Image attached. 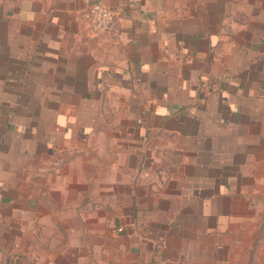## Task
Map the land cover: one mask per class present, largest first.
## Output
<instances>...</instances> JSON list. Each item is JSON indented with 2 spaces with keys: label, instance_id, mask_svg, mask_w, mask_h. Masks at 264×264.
Listing matches in <instances>:
<instances>
[{
  "label": "crops",
  "instance_id": "crops-1",
  "mask_svg": "<svg viewBox=\"0 0 264 264\" xmlns=\"http://www.w3.org/2000/svg\"><path fill=\"white\" fill-rule=\"evenodd\" d=\"M89 166L135 252L240 233L264 202V0H0V228L88 201Z\"/></svg>",
  "mask_w": 264,
  "mask_h": 264
},
{
  "label": "rangeland",
  "instance_id": "rangeland-1",
  "mask_svg": "<svg viewBox=\"0 0 264 264\" xmlns=\"http://www.w3.org/2000/svg\"><path fill=\"white\" fill-rule=\"evenodd\" d=\"M88 173L86 202L73 196L71 207L67 202L64 208L63 196L55 194L54 208L44 207L41 215L33 202L28 209L21 206L19 215L14 208L0 228V264H264V202L252 210L240 233L181 240L179 249L160 248L156 240L141 254L112 215L111 199L95 198L96 180L104 189L111 171L89 166ZM177 236L193 239L192 232Z\"/></svg>",
  "mask_w": 264,
  "mask_h": 264
},
{
  "label": "built area",
  "instance_id": "built-area-1",
  "mask_svg": "<svg viewBox=\"0 0 264 264\" xmlns=\"http://www.w3.org/2000/svg\"><path fill=\"white\" fill-rule=\"evenodd\" d=\"M86 16L90 19L92 28L96 32L111 31L115 27L114 11L101 3L95 2L90 4Z\"/></svg>",
  "mask_w": 264,
  "mask_h": 264
}]
</instances>
